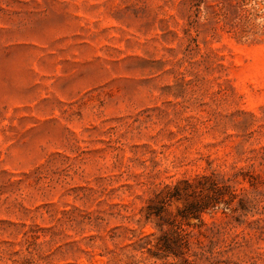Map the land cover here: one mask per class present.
<instances>
[{
  "label": "rangeland",
  "instance_id": "obj_1",
  "mask_svg": "<svg viewBox=\"0 0 264 264\" xmlns=\"http://www.w3.org/2000/svg\"><path fill=\"white\" fill-rule=\"evenodd\" d=\"M0 264H264V0H0Z\"/></svg>",
  "mask_w": 264,
  "mask_h": 264
},
{
  "label": "trees",
  "instance_id": "obj_2",
  "mask_svg": "<svg viewBox=\"0 0 264 264\" xmlns=\"http://www.w3.org/2000/svg\"><path fill=\"white\" fill-rule=\"evenodd\" d=\"M216 202H210L209 204H204V207L201 206L202 209H207L210 206H215ZM198 211V210H196ZM184 236L179 233L177 235V239L175 241V246H172L167 240L164 242V245L161 247V249L166 253L165 255L168 256L169 254H174L175 256H179L182 251V246L187 245L186 241H184Z\"/></svg>",
  "mask_w": 264,
  "mask_h": 264
}]
</instances>
